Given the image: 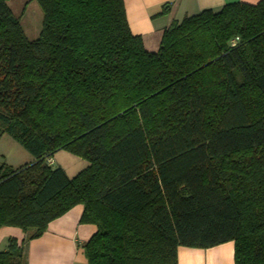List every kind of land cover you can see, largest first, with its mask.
<instances>
[{"label":"trees","instance_id":"1","mask_svg":"<svg viewBox=\"0 0 264 264\" xmlns=\"http://www.w3.org/2000/svg\"><path fill=\"white\" fill-rule=\"evenodd\" d=\"M9 1L0 137L33 162L0 173V228L26 235L0 264H27V243L75 206L96 228L86 264H177L179 247L227 242L233 264H264V0L173 22L156 53L123 0H34L35 41ZM58 151L86 167L69 178L48 164Z\"/></svg>","mask_w":264,"mask_h":264},{"label":"crops","instance_id":"2","mask_svg":"<svg viewBox=\"0 0 264 264\" xmlns=\"http://www.w3.org/2000/svg\"><path fill=\"white\" fill-rule=\"evenodd\" d=\"M259 1L123 0V4L132 35L141 37L147 52L156 53L163 31L173 22H180L203 10L218 12L227 4L242 2L254 5ZM85 167L86 163L83 169ZM81 213V206L73 207L62 217L50 222L40 238L28 242L27 264H86L82 246L95 233L96 228L79 224ZM25 236L19 229L1 227L0 252L6 250L9 239L20 243ZM233 247L232 242L208 249L179 247L176 253L177 264H233Z\"/></svg>","mask_w":264,"mask_h":264},{"label":"rangeland","instance_id":"3","mask_svg":"<svg viewBox=\"0 0 264 264\" xmlns=\"http://www.w3.org/2000/svg\"><path fill=\"white\" fill-rule=\"evenodd\" d=\"M12 15L18 20L25 38L35 41L41 32L43 14L34 0H10L8 3ZM0 173L17 170L31 163L33 158L8 136L0 137ZM54 157V158H53ZM52 168H62L69 178L75 176L85 166V162L65 151L53 155Z\"/></svg>","mask_w":264,"mask_h":264},{"label":"built area","instance_id":"4","mask_svg":"<svg viewBox=\"0 0 264 264\" xmlns=\"http://www.w3.org/2000/svg\"><path fill=\"white\" fill-rule=\"evenodd\" d=\"M236 41H237V39H235L234 41H232V42H231V46H234L235 43H236ZM48 162H50V161H48Z\"/></svg>","mask_w":264,"mask_h":264}]
</instances>
